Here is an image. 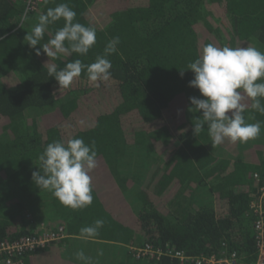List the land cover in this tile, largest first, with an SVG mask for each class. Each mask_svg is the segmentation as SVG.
<instances>
[{
	"label": "trees",
	"instance_id": "trees-1",
	"mask_svg": "<svg viewBox=\"0 0 264 264\" xmlns=\"http://www.w3.org/2000/svg\"><path fill=\"white\" fill-rule=\"evenodd\" d=\"M60 3L77 13L74 22L97 30L86 56L51 59L25 41L39 15ZM63 25H49L41 44ZM117 36L107 84L97 88L82 72L60 91L48 77L46 62L90 64ZM0 37V240L40 233L43 224L63 225L67 234L26 253L23 264H81L79 250L94 264H180L138 256L148 244L256 260L250 204L259 187L254 173L264 175V114L245 97L246 122L259 121L260 136L213 148L206 125L193 132L202 117L190 111L189 97H203L189 86L194 74L186 68L209 43L264 52V0H46L28 13L23 0H0ZM72 137L94 142L98 160L93 202L79 210L32 180L47 144ZM96 219L105 221L99 236L82 239L81 227Z\"/></svg>",
	"mask_w": 264,
	"mask_h": 264
},
{
	"label": "clouds",
	"instance_id": "clouds-1",
	"mask_svg": "<svg viewBox=\"0 0 264 264\" xmlns=\"http://www.w3.org/2000/svg\"><path fill=\"white\" fill-rule=\"evenodd\" d=\"M77 13L68 3H60L48 8L38 17V22L27 32L25 41L37 55L43 53L51 59L58 54L76 53L86 56L96 44L97 35L94 26L74 22ZM25 18H27L25 16ZM63 19L64 25L59 28L47 43L41 44L49 25ZM23 26V22H21ZM3 39V37H0ZM120 38L114 37L104 48L103 55H97L94 62L85 64L75 59L63 68L46 62L48 77H54L59 90L68 89L74 80L84 72L88 81L99 88L107 84L112 77V63L108 56L117 52ZM194 78L189 86L197 88L203 98L189 97L195 112L202 118L194 121L193 132L199 136L207 126L213 148L226 140L231 143H247L261 134V123L246 122L244 112L245 97L252 100L251 108L264 114V52L255 47H223L215 43L204 45L200 55L187 65ZM184 70L180 69L181 77ZM39 171H33L32 180L40 190H47L59 202L73 210L84 209L93 202V184L91 173L98 167L96 145L85 143L81 137H72L66 142L55 140L44 148L38 157ZM103 219H96L92 225L81 227L80 235L84 240L99 236L104 226ZM81 264H94L93 258L83 250L74 253ZM103 256V250H98Z\"/></svg>",
	"mask_w": 264,
	"mask_h": 264
},
{
	"label": "built area",
	"instance_id": "built-area-1",
	"mask_svg": "<svg viewBox=\"0 0 264 264\" xmlns=\"http://www.w3.org/2000/svg\"><path fill=\"white\" fill-rule=\"evenodd\" d=\"M23 1L26 13L39 9L46 2V0ZM254 178L259 184L258 193L250 204L252 213L255 216L254 231L257 247L255 261L246 262L236 252H226L221 255H189L184 250L174 248L154 249L149 244L144 248L137 249L138 256L151 255L157 258L169 256L178 259L180 264H264V175L254 173ZM42 227L43 231L40 233L0 240V262L4 264H23L26 253L51 245L67 235L63 225L49 229L43 224Z\"/></svg>",
	"mask_w": 264,
	"mask_h": 264
},
{
	"label": "rangeland",
	"instance_id": "rangeland-1",
	"mask_svg": "<svg viewBox=\"0 0 264 264\" xmlns=\"http://www.w3.org/2000/svg\"><path fill=\"white\" fill-rule=\"evenodd\" d=\"M96 255V254H95ZM97 257H99V256H97Z\"/></svg>",
	"mask_w": 264,
	"mask_h": 264
}]
</instances>
